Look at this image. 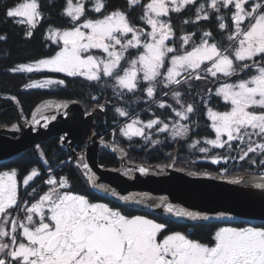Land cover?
I'll return each mask as SVG.
<instances>
[{
	"label": "snow or ice",
	"instance_id": "6c2138e0",
	"mask_svg": "<svg viewBox=\"0 0 264 264\" xmlns=\"http://www.w3.org/2000/svg\"><path fill=\"white\" fill-rule=\"evenodd\" d=\"M126 2L127 11H108V0H66L62 15L70 18V27L50 28L47 37L59 50L15 70H47L82 77L101 87H111L119 99L129 93H145L159 108L171 109L175 118L169 123L159 117L146 122L135 117L120 128V133L129 140L141 137L153 147L163 142L146 130L155 128L174 141L189 137L191 116L198 108L195 102L186 103L185 96L191 94L194 81L215 83V88L206 89V97L200 96L214 138H202L204 146L200 139L193 140L189 147L205 154L212 149L235 151L236 157L217 154L211 162L247 159L264 172V0ZM136 7L142 9V25L129 19ZM189 9L194 10V18L186 19L185 24L215 18L223 40L217 41L211 30H203L198 39L197 32L177 37L171 16ZM18 17L25 18L15 22L25 23V35L31 37L43 18L39 0H25L5 9L6 19ZM0 40H6V36H0ZM60 85H65V80L47 78L26 87ZM158 89L175 106L162 98L157 100ZM214 97L224 102L226 110L211 106ZM53 106L44 102L25 123L35 126L44 121L43 127L47 128L56 116L45 115L44 111ZM98 107L103 109L105 105ZM115 111L121 117L129 116L123 108ZM168 156L172 159L171 153ZM80 163L89 173L88 181L95 184L96 177L90 174L83 155ZM174 166L173 159L167 167ZM138 171L146 175L149 169L141 166ZM227 171L222 169L218 177ZM241 179L229 182L239 184ZM37 180L46 190L34 186ZM255 186L264 188V183ZM71 187L67 177H57L52 169L44 179L33 167L21 181L16 169L0 171V264H264V225L218 227L210 242L204 243L184 232L170 231L166 223L93 202L87 195L74 193ZM98 187L109 191L104 185ZM122 199L134 201L136 197ZM165 206L175 217L194 222L208 220L199 212L171 203Z\"/></svg>",
	"mask_w": 264,
	"mask_h": 264
},
{
	"label": "trees",
	"instance_id": "16d2710c",
	"mask_svg": "<svg viewBox=\"0 0 264 264\" xmlns=\"http://www.w3.org/2000/svg\"><path fill=\"white\" fill-rule=\"evenodd\" d=\"M19 0H0V36H6V40H0V128L4 125H9L15 120L16 109L19 110V117L26 121L33 107L43 99L58 98V99H72L79 103L85 111H90L98 107V104L105 105L103 120L100 122L98 129L104 127L114 131V136L118 133L121 123L127 117H121L117 114L115 109L127 106L129 116H140L141 118H149L151 116L166 117L171 114V109H158L154 102L150 100L143 101V93L137 92L135 95L129 93L126 98L119 99L112 88L101 87L95 83L86 81L82 77H67L62 73H48V72H21L16 71L15 67L19 64L27 63L51 54L56 45L52 44L45 35V29L51 25L64 26L70 19L62 15V10L65 0H40L41 11L44 15L49 16L48 20L40 21L31 37L25 35L27 27L23 23H17L16 19H6L5 9L15 5ZM119 0H116L118 2ZM123 2H120L122 5ZM122 10L127 11L124 5ZM134 11V10H133ZM130 12V17L136 23L137 18ZM227 15V13H225ZM194 18V10L189 9L181 14L173 13L171 16L172 24L175 28L176 35L179 37L184 32H197V38L203 30H211L217 41L223 40V34L217 28V21L215 18L208 21H198L193 24H185L186 19ZM56 75V79L65 80V85L51 86L48 88H32L26 85L42 81L47 76ZM193 90L190 95L185 96V102H195L198 108L197 113L191 116V132L188 138L192 136H211V130L208 127V120L204 114V108L200 106V96L206 97L207 88H215V83H205L204 81H194ZM159 92H161L158 89ZM162 93V92H161ZM158 98V96H157ZM167 101L168 104L175 102L170 97H160ZM215 108L225 107L224 102L218 98H213L211 102ZM128 116V117H129ZM117 136L115 137V139ZM121 138V137H120ZM187 138V139H188ZM119 137L117 138V140ZM125 139L119 140V144L124 147ZM163 143L158 144L148 150L137 145V141L133 140V144L127 149L128 158L137 163L148 164H169L175 159L177 167L193 170L195 172H205L206 169L212 167L227 168L226 176L235 175H258L264 174L261 170L250 165L247 161H240L238 159H229L227 163L221 160L218 166H214L212 162H200L197 159V154L193 150L183 149L184 142L177 144L163 140ZM175 151V152H174ZM176 154V156L173 154ZM217 154L224 156H238V153L233 151L229 153L227 150L217 149ZM171 153L172 159L168 154ZM100 164L118 165V160L114 155L105 152L100 156Z\"/></svg>",
	"mask_w": 264,
	"mask_h": 264
},
{
	"label": "water",
	"instance_id": "95a60500",
	"mask_svg": "<svg viewBox=\"0 0 264 264\" xmlns=\"http://www.w3.org/2000/svg\"><path fill=\"white\" fill-rule=\"evenodd\" d=\"M44 102L54 105L53 111L45 115H55L56 119L50 121L47 128L43 127L44 121H41L40 125L33 126L18 118L13 123L1 127L0 161L25 153L35 142L67 133L71 145L86 146L83 155L84 163L89 165L90 174L96 177L95 184L88 181L89 173L80 163L81 156L75 159V163L81 169L91 189L98 194L116 201L130 203L138 208L161 213L174 221L183 223L198 222L190 221L188 218L175 217L168 213L165 203L199 212L208 217L206 221H264V188L255 186L264 183V178H262L264 174L218 177L217 174L211 172H195L176 166L167 167L173 160L169 164L129 161L126 159V150L121 146L105 140H95L97 127L103 120V115L99 113L98 108H94L90 113H85V110L75 100L46 98L33 107L27 121L32 119V114L37 107H42ZM58 105L64 106L57 108ZM100 148L113 154L118 159L119 165L117 167H99ZM141 166L149 169L148 174L139 173L138 169ZM129 170H131L129 175H125L124 173ZM234 178L243 179L239 184L230 183L229 181ZM98 185H104V188L109 191L105 192ZM113 192L117 195H113ZM129 195L135 196L136 200L125 201L122 199Z\"/></svg>",
	"mask_w": 264,
	"mask_h": 264
},
{
	"label": "flooded vegetation",
	"instance_id": "af4514ba",
	"mask_svg": "<svg viewBox=\"0 0 264 264\" xmlns=\"http://www.w3.org/2000/svg\"><path fill=\"white\" fill-rule=\"evenodd\" d=\"M121 1L123 2L122 5H124L125 8H128L126 0H119L118 2H116V0H108L107 10H110V11L113 9L122 10L121 8L122 5H120ZM144 2L146 3L147 0H144ZM138 9H140V7L135 8V10H138ZM49 18H50L49 16H45L41 19V21L48 20ZM129 19H131L130 16H129ZM17 118L23 122V120L21 119L22 117H19L18 109H16L15 120ZM101 131L103 132L99 133ZM62 137H63V140L61 139ZM95 140L109 141L113 144H116L124 148L122 145L116 142L114 133H108V130L106 127L102 129H98L97 127V133H95ZM37 146L39 147L37 148ZM125 150L127 152L126 159L131 161L128 158L127 149ZM41 151L44 153L43 156L40 155ZM85 151H86L85 145H82V146L71 145L68 134L61 133L58 135L50 136L46 138L44 141L35 142L23 154H20L16 157H13L5 161H0V171L16 169L18 171V181H21L23 177L33 167L41 171L44 179L47 178L48 169H52V171L57 177L63 176V177L68 178L72 186L71 190L74 193L87 195L93 202L108 203L110 207L120 208L122 211L130 215H144L147 218L155 220L156 222L166 223L170 231L184 232L186 234H189L190 238L199 240L204 243L210 242L211 235L218 227H241V226L264 225V221H256V220H235V221L215 220V221H205V222H198V223L177 222L161 213L138 208L130 203L123 202V201H116L104 195L98 194L93 189H91L81 169L75 163V159L81 155H84ZM105 152L107 151H105L103 148H100L99 159H100V156H102V154H104ZM218 165L215 164L214 166H218ZM98 166L103 167V168L117 167L113 165H105L104 163L100 164L99 160H98ZM222 169H224L223 165H221L218 168L216 167L208 168L205 170V172H211L214 174L215 173L218 174L221 172ZM34 186L37 187L38 189L46 190V187L42 183H40L39 180L36 181ZM19 191L21 193L24 192L23 186L19 187ZM28 191H31V189L29 188ZM22 198L31 199L30 197H27V196H24ZM189 229L192 230L191 233H189Z\"/></svg>",
	"mask_w": 264,
	"mask_h": 264
},
{
	"label": "rangeland",
	"instance_id": "374dc122",
	"mask_svg": "<svg viewBox=\"0 0 264 264\" xmlns=\"http://www.w3.org/2000/svg\"><path fill=\"white\" fill-rule=\"evenodd\" d=\"M23 2H25V0H19L15 5H18L19 3H23ZM74 2H75V0H74ZM15 5H13V6H15ZM65 7H66V0H65V2H64V6H63V10L65 9ZM62 10V11H63ZM113 10H115V9H113ZM108 11H110V10H108ZM112 11V10H111ZM141 13H142V9L140 8V9H138V10H134L133 11V15L135 16V18H137V21H136V23L137 24H140V25H142V21H140L139 20V16L141 15ZM45 16H47V15H44L43 14V17H45ZM67 17V16H66ZM69 18V17H68ZM14 19H16L17 21H19V20H24L25 18H23V17H18V18H14ZM70 19V18H69ZM41 21V19L39 20V22ZM38 22V23H39ZM37 23V24H38ZM135 23V22H134ZM26 27H27V25L25 24V23H23ZM68 27H70V21L67 23L66 22V25H64V26H54V25H51V26H49V27H47L46 29H45V35H46V37H48V35H49V29L50 28H52V29H65V28H68ZM183 34V33H182ZM198 38H199V36H198ZM197 38V39H198ZM48 39V38H47ZM49 40V39H48ZM51 43H52V41L51 40H49ZM53 44V43H52ZM55 45V44H54ZM57 46V45H56ZM57 50H59L58 49V47H56V49H54V51L51 53V54H49L48 56H45V57H42V58H39V59H43V58H47V57H50L51 55H53L54 53H55V51H57ZM39 59H36V60H33V61H30V62H27V63H23V64H30V63H35L36 61H38ZM19 65H21V64H19ZM19 65H17L16 67H15V69L19 66ZM34 72H48L47 70H41V71H34ZM48 73H51V72H48ZM54 74V73H53ZM63 74V73H62ZM47 78H53V79H56L57 77H56V75H50V76H47ZM46 78V79H47ZM233 79H235V78H233ZM205 83H208V82H205ZM98 86H100V85H98ZM109 89H111V87H108ZM112 93H113V90H112ZM143 93V92H142ZM158 98H157V100H159V99H161L160 97H162V93L161 92H159L158 91ZM143 101H146V100H148L147 99V97H146V94L145 93H143ZM222 101V100H221ZM151 102H153V101H151ZM223 102V101H222ZM155 103V102H154ZM156 104V103H155ZM171 104V103H170ZM212 106V105H211ZM82 107V106H81ZM119 108H123V109H125L126 111L128 110V108H127V106H125V107H120V106H118ZM117 107V108H118ZM156 107L158 108V109H161V108H159L158 106H157V104H156ZM213 108H215V106H212ZM96 108H98V110L100 109L99 107H96ZM84 109V108H83ZM94 109V108H93ZM93 109H91L90 111H85V113H90ZM216 110H219V111H224V110H226L225 109V107H221V108H215ZM85 110V109H84ZM101 110V112H102V115H104V109H100ZM118 114V113H117ZM204 114H205V116H206V112H205V109H204ZM119 115V114H118ZM135 117H138L140 120H142V121H148L149 119H153V118H156V117H159L160 119H162V120H165L166 122H169V123H171L172 122V119H174L175 117H174V113H172L171 112V114L169 115V116H166V117H161V116H151V117H149V118H145V119H143V118H141L140 116H129V117H127L122 123H121V125H120V127H119V130H118V133L116 134V136H117V138L119 137V139L117 140V138L115 139L116 140V142H118L119 143V140H121L122 141V138H124L125 139V144H124V148L125 149H128L130 146H131V143L133 142V140H136L137 141V145L141 148V150L143 151L144 150V148H145V150H146V148H148L147 149V151L149 150H152V148H153V146H151V145H146L145 144V141H144V139L143 138H141V137H132V139L131 140H129L127 137H125V136H123V135H121V133H120V128L121 127H123L125 124H127V123H130L131 122V119L132 118H135ZM207 117V116H206ZM22 120H23V122L25 123V120H24V118H21ZM79 120V119H78ZM27 121V120H26ZM192 123V122H191ZM208 125H210V121H208ZM210 128V127H209ZM107 130H108V133H114V131H112V130H110V129H108L107 128ZM210 130H211V128H210ZM146 132H152V134H153V138L154 139H159V140H161V141H163V140H165L166 139V141H169V142H175L176 144H177V142L179 143H182V142H184V148L183 149H185V147H186V149H188V150H193V151H195L197 154H199V155H197V159H198V161H200V162H211V157L212 156H215V155H217V152H216V150L217 149H212L208 154H205V153H200L197 149H192V148H190L189 147V145L192 143V141L193 140H197V139H200L201 140V146H204L203 145V139L202 138H205V137H207V138H214V132L211 130V136H192L191 138H188V139H178V140H172L171 138H170V136L167 134V133H158V132H156L155 131V128L154 129H152V130H146ZM116 136H114V137H116ZM121 137V138H120ZM177 141V142H176ZM132 145H134L133 143H132ZM82 146V145H81ZM222 150H227V149H222ZM175 152V151H174ZM173 152V154L176 156V154ZM206 156H207V158H206ZM137 163V162H136ZM118 164H119V162H118ZM218 165V164H217ZM176 166V165H175ZM215 174H217V173H215ZM224 176H226V175H224Z\"/></svg>",
	"mask_w": 264,
	"mask_h": 264
},
{
	"label": "bare ground",
	"instance_id": "6f19581e",
	"mask_svg": "<svg viewBox=\"0 0 264 264\" xmlns=\"http://www.w3.org/2000/svg\"><path fill=\"white\" fill-rule=\"evenodd\" d=\"M52 111H53L52 108L46 109V110L44 111V114H46V113H51ZM99 113L102 114V112H101L100 109H99ZM262 178H264V177H262Z\"/></svg>",
	"mask_w": 264,
	"mask_h": 264
}]
</instances>
